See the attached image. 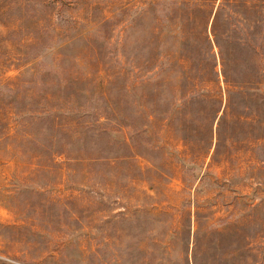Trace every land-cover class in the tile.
<instances>
[{
  "label": "rangeland",
  "instance_id": "374dc122",
  "mask_svg": "<svg viewBox=\"0 0 264 264\" xmlns=\"http://www.w3.org/2000/svg\"><path fill=\"white\" fill-rule=\"evenodd\" d=\"M136 2L0 0V264H264V104L219 136L179 90L140 99L135 43L153 16L137 30ZM76 69L103 76L76 100L102 124L51 166L35 149L11 159L4 82L70 107ZM44 73L52 86L25 82Z\"/></svg>",
  "mask_w": 264,
  "mask_h": 264
},
{
  "label": "trees",
  "instance_id": "16d2710c",
  "mask_svg": "<svg viewBox=\"0 0 264 264\" xmlns=\"http://www.w3.org/2000/svg\"><path fill=\"white\" fill-rule=\"evenodd\" d=\"M151 16L152 30L147 26V36L139 32L135 43L137 68L148 74L138 79L140 99L148 97L152 102L163 89L175 97L179 90V104L194 120L219 119V136L226 118L238 114L239 106L256 107L259 113L264 104V0H137L136 29L145 31ZM158 46H166L170 53L158 55ZM80 59H75L77 66ZM77 70L70 77V95L76 102L70 107L25 104L23 99L34 100V91L22 97L19 83L4 82L8 94L5 143L11 159L35 149L44 156L38 164L51 166L55 156L68 154L75 142L85 138L90 125L102 124L98 118L87 120L79 99L91 91L85 86L95 90L103 86V76ZM46 76L37 74L25 82L32 89L40 83L52 86L55 79Z\"/></svg>",
  "mask_w": 264,
  "mask_h": 264
}]
</instances>
